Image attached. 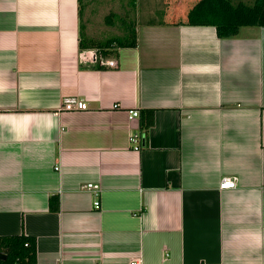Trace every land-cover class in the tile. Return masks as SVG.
Segmentation results:
<instances>
[{
	"label": "crops",
	"instance_id": "1",
	"mask_svg": "<svg viewBox=\"0 0 264 264\" xmlns=\"http://www.w3.org/2000/svg\"><path fill=\"white\" fill-rule=\"evenodd\" d=\"M196 1L99 67L79 60L80 0H0V237L34 238L37 264H264V28L219 39L184 23Z\"/></svg>",
	"mask_w": 264,
	"mask_h": 264
},
{
	"label": "trees",
	"instance_id": "2",
	"mask_svg": "<svg viewBox=\"0 0 264 264\" xmlns=\"http://www.w3.org/2000/svg\"><path fill=\"white\" fill-rule=\"evenodd\" d=\"M81 8L79 3V15ZM106 18L107 25L111 26L110 19ZM185 24L189 26L213 27L219 39L235 37L243 27L264 28V0H253L251 4L232 0H198L185 14ZM82 28V27H81ZM125 34L120 38H110L106 41H95L79 34L78 49L80 51H95L96 59L106 58L118 49L134 48L137 44L135 27L129 23L124 28ZM97 61V63H98ZM100 67V65H98ZM154 110H142L139 124L142 139L146 131L153 126ZM50 208L58 210V200H51ZM0 254L6 256L0 264H37L36 241L25 235L0 237Z\"/></svg>",
	"mask_w": 264,
	"mask_h": 264
},
{
	"label": "rangeland",
	"instance_id": "3",
	"mask_svg": "<svg viewBox=\"0 0 264 264\" xmlns=\"http://www.w3.org/2000/svg\"><path fill=\"white\" fill-rule=\"evenodd\" d=\"M170 1L173 0H80V32L95 41L123 37L129 23L136 27L162 20ZM232 1L251 4L253 0ZM108 15H112L111 26L106 23Z\"/></svg>",
	"mask_w": 264,
	"mask_h": 264
},
{
	"label": "built area",
	"instance_id": "4",
	"mask_svg": "<svg viewBox=\"0 0 264 264\" xmlns=\"http://www.w3.org/2000/svg\"><path fill=\"white\" fill-rule=\"evenodd\" d=\"M92 59H94V62H95V55L91 52L81 51L79 54V60L81 63L91 62ZM98 64L100 66H107V67L116 66L114 61H106V60H99ZM62 108L64 111H67V112H75V111H86L88 109V106L86 102H84L83 100L70 97V98L64 99ZM114 108H117V106L115 105ZM138 117H139V112L137 110H129L127 112L128 121H132ZM141 141H143V139H142L140 132L133 133L130 136V144L132 145L135 151L140 149ZM235 188H236V178L234 177H223L219 182V189L221 190H224V189L229 190V189H235ZM81 189L92 196L93 208L96 210H99L100 209V193H101L100 186L97 184H93V183H87V184H84ZM129 264H141V261L134 260L130 262Z\"/></svg>",
	"mask_w": 264,
	"mask_h": 264
},
{
	"label": "water",
	"instance_id": "5",
	"mask_svg": "<svg viewBox=\"0 0 264 264\" xmlns=\"http://www.w3.org/2000/svg\"><path fill=\"white\" fill-rule=\"evenodd\" d=\"M6 256L4 254H0V260H5Z\"/></svg>",
	"mask_w": 264,
	"mask_h": 264
}]
</instances>
